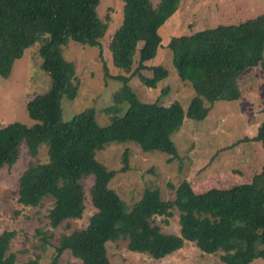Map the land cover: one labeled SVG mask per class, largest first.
I'll list each match as a JSON object with an SVG mask.
<instances>
[{
	"label": "trees",
	"instance_id": "16d2710c",
	"mask_svg": "<svg viewBox=\"0 0 264 264\" xmlns=\"http://www.w3.org/2000/svg\"><path fill=\"white\" fill-rule=\"evenodd\" d=\"M121 24L108 36L112 63L128 75L115 76L122 83L113 103L104 108L109 123L100 126L92 107L62 119L61 100L77 95L76 68L64 57L69 40L102 48L104 28L97 14L99 0H0V76L7 78L15 60L36 40L41 68L50 77L47 91L26 102L34 123L0 124V168L11 166L21 143L35 158L41 146L47 159L31 162L18 179L17 200L36 207L52 198L47 218L51 227L78 219L84 211L83 180L92 178L89 198L94 213L84 228L62 234L54 260L68 251L80 264H109L105 243L127 240V249L160 259L189 241L204 253L222 252L223 264L264 262V165L250 182L225 190H207L195 195L177 190L176 197L161 198L157 188H145L130 207L110 188L116 170L107 169L95 157L109 143L137 145L143 152L157 151L171 162L178 151L171 138L185 118L204 119L217 101L240 96L237 79L248 67L264 64V12L236 24H219L190 35L172 36L168 42L172 67L194 91L186 111L178 101L165 106L142 102L129 86L137 77L151 89L168 76L161 64H150L161 46L159 28L174 14L180 0H121ZM162 92L165 93L163 90ZM264 148V120L253 137ZM127 167V149L122 154ZM257 178L263 180L258 182ZM181 211L179 232L164 233L153 223L156 216L169 217L172 208ZM13 230L0 233V264H38L36 259L17 263L9 251Z\"/></svg>",
	"mask_w": 264,
	"mask_h": 264
},
{
	"label": "rangeland",
	"instance_id": "374dc122",
	"mask_svg": "<svg viewBox=\"0 0 264 264\" xmlns=\"http://www.w3.org/2000/svg\"><path fill=\"white\" fill-rule=\"evenodd\" d=\"M103 24L102 48L86 46L69 40L64 47V57L73 61L76 68L74 83L77 95L73 100H61L62 119L70 120L76 113L92 107L96 123L105 126L109 115L104 108L113 103V95L122 85L115 76L128 75L112 63L107 48L108 36L121 24L123 3L121 0H99L96 8ZM264 12V0H180L177 11L159 28L161 46L150 64H161L168 76L155 89L143 86L137 77L129 86L142 102H158L169 105L178 101L186 111L194 91L182 81L171 64L168 42L172 36L212 28L219 24H236ZM38 39L22 56L15 60L7 78L0 76V124L19 122L31 126L34 121L26 111V102L35 94L50 87V77L41 68ZM264 56V51H263ZM240 96L232 101H217L202 120L185 118L183 124L172 133L178 157L168 162L167 155L157 151L143 152L132 143L112 142L97 151L95 157L107 169L116 170L110 180L112 188L130 207L145 188H157L161 198L185 200L176 197L177 190H184V197L201 194L207 190H225L235 184L250 182L261 173L264 165V148L260 142L242 141L253 137L264 120V64L248 67L237 79ZM165 91L162 92V91ZM127 149V167H123L122 154ZM47 159L46 147H40L37 157H31L23 143L11 166L0 168V233L15 231L9 251L16 262L36 259L38 264H80V260L68 251L54 260L55 246L62 234L84 228L95 208L90 202L91 177L83 180L85 190L84 211L78 219H67L53 228L47 218L52 198H44L36 207L23 206L17 200L18 179L31 162ZM258 182L263 180L257 178ZM169 217L156 216L153 223L164 233L179 232L180 210L174 206ZM109 264H223L222 252L204 253L194 243L184 241L182 248L160 259L146 253L127 249V240L105 243ZM249 264H264L261 258Z\"/></svg>",
	"mask_w": 264,
	"mask_h": 264
}]
</instances>
